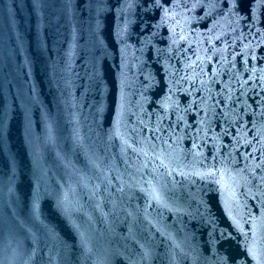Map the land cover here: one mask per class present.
I'll use <instances>...</instances> for the list:
<instances>
[{
  "label": "water",
  "instance_id": "water-1",
  "mask_svg": "<svg viewBox=\"0 0 264 264\" xmlns=\"http://www.w3.org/2000/svg\"><path fill=\"white\" fill-rule=\"evenodd\" d=\"M0 264H264V0H0Z\"/></svg>",
  "mask_w": 264,
  "mask_h": 264
}]
</instances>
